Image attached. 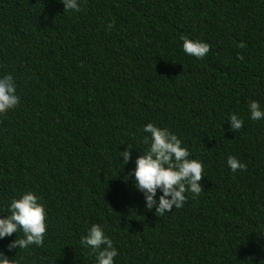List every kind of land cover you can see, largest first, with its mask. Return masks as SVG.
I'll use <instances>...</instances> for the list:
<instances>
[{
  "label": "trees",
  "instance_id": "16d2710c",
  "mask_svg": "<svg viewBox=\"0 0 264 264\" xmlns=\"http://www.w3.org/2000/svg\"><path fill=\"white\" fill-rule=\"evenodd\" d=\"M80 4L0 0V74L21 97L0 115V215L33 191L48 225L42 246L9 251L13 234L0 251L17 264H94L79 241L95 223L115 264H264V120L247 110L251 100L264 109V0ZM181 36L209 53L185 55ZM147 123L204 165L199 196L164 215L126 176L148 147ZM127 145L136 149L122 167ZM229 155L246 168L230 171Z\"/></svg>",
  "mask_w": 264,
  "mask_h": 264
},
{
  "label": "clouds",
  "instance_id": "9594fccd",
  "mask_svg": "<svg viewBox=\"0 0 264 264\" xmlns=\"http://www.w3.org/2000/svg\"><path fill=\"white\" fill-rule=\"evenodd\" d=\"M60 3L63 4V11L79 12L81 8L80 0H60ZM108 27H112L111 23ZM180 39L185 55L203 59L210 51V45L203 40L186 36ZM20 99L14 76L11 73L0 74V115L14 109ZM247 110L249 119L264 120V109L258 101L251 100ZM227 122L233 130H239L244 125V119L235 113L229 115ZM142 131L147 134L143 136L142 142L148 147L143 152L139 151L140 154L135 157L134 167L126 175L127 180L131 179L135 190L142 194L146 209L154 208L155 213L164 215L173 208L183 207L186 193H191L193 197L199 196L203 190L200 181L204 176V165L202 161L190 158L188 148L182 146V140L167 127L147 123ZM131 149L136 148L127 145L121 151L122 167L128 163ZM226 163L233 173L246 168V164L232 155L227 157ZM7 212V215H0V239L15 234V238L7 245L9 251L44 244L48 227L46 206L35 192L26 191L11 198ZM18 232L21 234L19 238ZM79 242L94 257V264H115L118 249L102 225L92 224ZM0 264L17 262L0 251Z\"/></svg>",
  "mask_w": 264,
  "mask_h": 264
}]
</instances>
